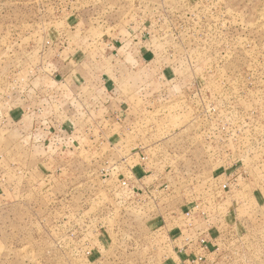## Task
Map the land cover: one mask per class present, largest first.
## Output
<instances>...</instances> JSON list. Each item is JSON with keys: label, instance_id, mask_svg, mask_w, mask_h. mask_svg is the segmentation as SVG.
I'll use <instances>...</instances> for the list:
<instances>
[{"label": "rangeland", "instance_id": "rangeland-1", "mask_svg": "<svg viewBox=\"0 0 264 264\" xmlns=\"http://www.w3.org/2000/svg\"><path fill=\"white\" fill-rule=\"evenodd\" d=\"M0 264H264V0H0Z\"/></svg>", "mask_w": 264, "mask_h": 264}, {"label": "crops", "instance_id": "crops-1", "mask_svg": "<svg viewBox=\"0 0 264 264\" xmlns=\"http://www.w3.org/2000/svg\"><path fill=\"white\" fill-rule=\"evenodd\" d=\"M51 69H52V71H54V72H56L57 70H58V68H57V66L56 65H51V67H50ZM108 79H103V80H91L88 84H86L87 86L89 85V88H87V90H85V88H84V85L83 84H81L82 86H74V87H79V89H81V91H83V93L82 94H70L68 97H67V99L69 100V99H71V100H74V99H76V100H83L84 99V101L86 102V103H88L89 105H92L93 106V109H94V107H95V105L97 104V102L98 101H95L96 99L97 100H101V101H104V102H107L108 100H111L110 99V97H108V99L107 98H105L103 95H101L100 93H101V91L102 90H100V89H98V87H97V85H99V86H104L106 89H107V87H109V86H107V85H109L108 83H106V81H107ZM93 81H95V82H93ZM61 84H62V82H60ZM66 83H68L69 84V81H67ZM63 85V84H62ZM66 85V84H65ZM98 89V90H97ZM80 93V92H79ZM82 95H84L83 96V98L81 99V96ZM95 97V98H94ZM66 108H68V107H66ZM66 108H65V110H66ZM203 225V223L201 224V226ZM206 237H208V235H205ZM199 252H200V250H199ZM197 253H198V249L196 250V253H195V255H197Z\"/></svg>", "mask_w": 264, "mask_h": 264}, {"label": "built area", "instance_id": "built-area-1", "mask_svg": "<svg viewBox=\"0 0 264 264\" xmlns=\"http://www.w3.org/2000/svg\"><path fill=\"white\" fill-rule=\"evenodd\" d=\"M225 187H226V186H225ZM189 214H190V213H188V215H189ZM205 243H206V238H205V237L201 238V240H200V244H201V248H202V249H206V248H207V245H206ZM204 244H205V245H204ZM204 257H205V255L202 254V255H199L198 259H199V260H203Z\"/></svg>", "mask_w": 264, "mask_h": 264}]
</instances>
